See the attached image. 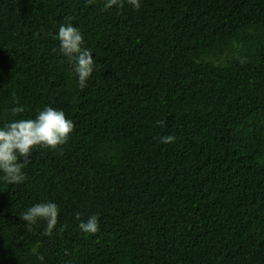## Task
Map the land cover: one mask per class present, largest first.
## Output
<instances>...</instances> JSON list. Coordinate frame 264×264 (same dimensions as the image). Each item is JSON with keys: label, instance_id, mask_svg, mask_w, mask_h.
Wrapping results in <instances>:
<instances>
[{"label": "trees", "instance_id": "1", "mask_svg": "<svg viewBox=\"0 0 264 264\" xmlns=\"http://www.w3.org/2000/svg\"><path fill=\"white\" fill-rule=\"evenodd\" d=\"M104 4L0 0V127L45 106L74 124L0 180V264H264V0ZM66 23L94 60L83 89ZM49 202L45 235L20 216Z\"/></svg>", "mask_w": 264, "mask_h": 264}, {"label": "clouds", "instance_id": "2", "mask_svg": "<svg viewBox=\"0 0 264 264\" xmlns=\"http://www.w3.org/2000/svg\"><path fill=\"white\" fill-rule=\"evenodd\" d=\"M88 3H92V0H88ZM125 3L136 10L141 7L140 0H105L104 9L113 6L122 8ZM58 41L60 52L74 63L73 71L78 77V86L83 89L94 71L91 50L83 47V37L71 23L59 27ZM10 111L15 117L25 109L22 106H14ZM73 129V122L66 118L63 111L48 106H45L34 119L21 118L5 123L0 127V173H2L0 180L7 184L24 182L26 175L22 169L32 156L33 150L38 147L57 149L68 141ZM174 140V136L168 135L162 136L160 142L169 144ZM58 212L55 203H38L28 208L20 217L29 227L38 220L46 221L45 235H51L58 222ZM78 227L84 233L95 234L99 230L98 217L93 215L86 222H80ZM39 258L43 259V257Z\"/></svg>", "mask_w": 264, "mask_h": 264}]
</instances>
